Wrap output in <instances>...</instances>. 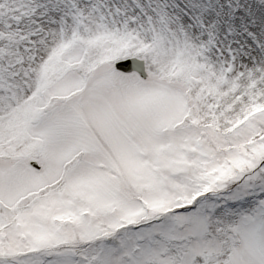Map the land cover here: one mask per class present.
Wrapping results in <instances>:
<instances>
[{
    "label": "snow or ice",
    "instance_id": "obj_1",
    "mask_svg": "<svg viewBox=\"0 0 264 264\" xmlns=\"http://www.w3.org/2000/svg\"><path fill=\"white\" fill-rule=\"evenodd\" d=\"M0 264H264V0H0Z\"/></svg>",
    "mask_w": 264,
    "mask_h": 264
}]
</instances>
